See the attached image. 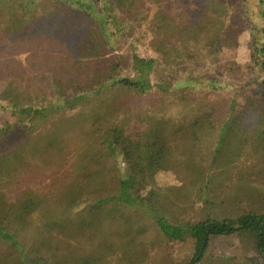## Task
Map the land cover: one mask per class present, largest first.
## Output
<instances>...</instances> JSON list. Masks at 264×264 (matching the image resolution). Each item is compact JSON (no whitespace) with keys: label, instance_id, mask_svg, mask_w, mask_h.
<instances>
[{"label":"trees","instance_id":"1","mask_svg":"<svg viewBox=\"0 0 264 264\" xmlns=\"http://www.w3.org/2000/svg\"><path fill=\"white\" fill-rule=\"evenodd\" d=\"M167 1L0 0V114L14 118L0 124V264H118L110 256L122 240L113 231L122 225L146 256L152 232L165 249L188 235L194 254L183 264H200L213 238L251 232L264 261V25L252 28L251 64L201 69L230 44V27L219 23L231 5L176 0V17ZM155 5L144 22L158 58L133 49L118 55L140 13ZM154 89L182 98L188 90L233 93L207 167L195 162V144L214 129L211 111L189 121L149 114L137 125L129 103L118 104ZM105 91L114 101L94 106L91 99ZM106 155L122 163L107 185ZM167 174L186 184L165 185ZM215 178L225 191L210 199L205 189ZM167 193L178 201L209 199L236 218L221 221L208 211L180 224L167 215ZM132 211L151 216V224H137ZM31 230L45 238L25 251Z\"/></svg>","mask_w":264,"mask_h":264},{"label":"rangeland","instance_id":"2","mask_svg":"<svg viewBox=\"0 0 264 264\" xmlns=\"http://www.w3.org/2000/svg\"><path fill=\"white\" fill-rule=\"evenodd\" d=\"M231 6L228 8V14L220 17V23L222 26H229L231 29L229 46L223 50L212 62L202 63L199 67L201 69H206L209 67L223 66L229 62H234L241 67H245L251 64L252 52L255 48L254 36L255 31L252 30L253 27L258 29L264 25V21L261 16V11L263 9V3L261 0H226ZM168 10L178 17L182 14V9L176 0H168L167 2ZM157 5L154 8L149 9L146 15L140 13L138 21L134 22L133 32L131 33V38L125 40L124 44L121 45L118 55L129 57L131 54V49L134 53L145 58H158L157 53L151 46V40L153 35H151L144 22L147 18L150 19L156 10ZM166 6V5H165ZM144 17V19H142ZM220 25V26H221ZM259 41L262 40L258 38ZM217 55V54H215ZM124 68L126 64H123ZM224 68V67H222ZM233 82V81H232ZM189 94L185 98H182L178 92H168L161 93L156 89L147 91L145 93H132L133 96L126 94L124 98L118 101V104L123 102L129 103V109L131 110V115H133V121L138 125V121L145 118V115H172L177 121L182 120H193L201 110L211 111L214 120V129L207 130L205 134H202L201 140L197 141L195 144V151L199 158L195 161L197 164H201L205 167L208 166L210 161V155L215 151L217 142L219 139L218 132L221 128V123L225 118L228 117V109L232 101L233 93L222 92V91H187ZM113 93L105 91L101 95L92 98L100 107L107 108L114 101L112 98ZM119 97V95H118ZM90 100V101H91ZM242 104V100H239ZM163 108L164 111L159 109ZM154 109V110H153ZM128 113V112H127ZM14 118L8 117V115L0 114V124L3 122L12 123ZM220 120V121H218ZM54 160L52 158L50 161ZM106 171L104 172L105 185L110 184L114 177V173L118 171L119 164L122 165L120 159H115L113 156H105ZM39 174V173H38ZM161 181L174 185L176 188H180L183 184H186L185 180L178 178V174L172 176L171 174L164 175ZM209 180V179H207ZM220 183V185H219ZM229 185V184H228ZM226 187V183H225ZM205 196H220L222 192L225 191L222 185V178H215L213 180V185L209 188L207 187ZM231 193L226 190L225 195ZM104 195V194H103ZM168 198H164L167 202L166 208L170 207V211L167 212L169 215L171 212L174 214L172 220L187 225L199 222L203 219L202 214L215 213L213 217L217 220L223 221L225 218H236L237 213L228 211H221L216 205H211L209 199L204 202L203 200L196 201L195 194L191 195L188 200L178 201L174 196L169 195ZM96 196V195H94ZM92 196V197H94ZM106 196V195H104ZM94 199V198H93ZM91 199V203L94 204L96 199ZM233 199V198H232ZM234 201V199H233ZM232 206V205H231ZM83 208V205L74 208V212L79 211ZM162 211V210H161ZM134 213H127V215L133 218L137 224H151V216L144 215L142 212L132 211ZM236 214V215H234ZM234 215V216H233ZM241 215V213H240ZM120 229L113 231V236H118L117 238H122L121 243L116 245V252L110 256L112 260L118 264H183L182 260H187L191 258L194 254L195 242L194 239L186 235L184 240H178L175 242H169L167 249H165L164 241L157 236V232H152L153 237L152 249L148 248V255L146 256V248H140L141 244L138 243L135 236L130 233L132 229H129L127 234H123L126 227L121 226ZM190 229H188L189 231ZM32 233L27 234V242L24 247L25 251L36 244H42L44 238L42 235H38L36 230ZM93 233V230L92 232ZM187 233V232H186ZM108 234V230L106 235ZM255 236L251 232L241 231V233L235 235H227L213 238L209 246V252L205 256L204 260L200 264H264V261L259 256L255 247ZM95 243V242H93ZM130 243V244H129ZM116 247L113 249L115 250ZM112 250V251H113ZM170 250L171 259L168 263L164 262L165 257L164 252ZM116 264V263H114Z\"/></svg>","mask_w":264,"mask_h":264}]
</instances>
